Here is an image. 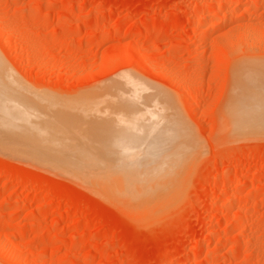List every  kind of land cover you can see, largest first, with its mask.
Wrapping results in <instances>:
<instances>
[{
  "label": "rangeland",
  "instance_id": "374dc122",
  "mask_svg": "<svg viewBox=\"0 0 264 264\" xmlns=\"http://www.w3.org/2000/svg\"><path fill=\"white\" fill-rule=\"evenodd\" d=\"M114 88L153 95L157 163L107 146L126 131L108 119ZM260 93L264 0H0V264H264V133L245 129ZM44 140L66 161L29 149ZM154 167L175 174L169 200L94 187Z\"/></svg>",
  "mask_w": 264,
  "mask_h": 264
},
{
  "label": "bare ground",
  "instance_id": "6f19581e",
  "mask_svg": "<svg viewBox=\"0 0 264 264\" xmlns=\"http://www.w3.org/2000/svg\"><path fill=\"white\" fill-rule=\"evenodd\" d=\"M77 22V21H76ZM218 24H219V19L217 18V17H215L214 19H212V22L209 24L210 26L209 27H216V26H218ZM126 83H127V86L128 85H130V87L131 88H133V89H137L138 88V86H139V83L136 81V80H134L132 77H126ZM141 85V84H140ZM116 90V92H115V94H111V95H113V97L111 98L112 100H114V98H116V101H115V104H113L112 103V105H115V107L114 106H112V108H114L113 110H109L108 112L109 113H111L110 115H108V119H109V121L110 122H112V124H114V128H117V130H126V131H119V134L121 135L122 133L121 132H123V134L121 135L122 137L120 138V137H114V139H113V141H112V139H111V141H112V143H110V144H108V143H106L107 144V146H109V145H111L112 146V144H113V146L114 147H118V148H114L113 146V149H115V150H119L118 152L116 151L115 153L118 155H116L115 153H112L113 155H115V157L116 158H123L124 159V157H127L128 156V154H130L131 153V151L132 150H135V149H133V148H140V150H146V152H147V157L149 158L150 157V155H148L149 153L150 154H152V152L151 151H153V153L154 154H156V153H159L160 151H156V150H161L162 151V149H159V147H161L164 143H161V141L163 142L164 140H165V138L163 137L164 136V134H166L165 132H163V136L162 137H160L161 135H160V133H162V132H159V130H156V132H155V128H158V129H160L161 130V127H162V124H163V126L165 125V121L163 122V123H161L163 120H161V117L159 118L158 116V118L157 117H154L153 116V114H151V113H149L148 112V109H147V107H148V105H149V102H152L153 100L152 99H154L153 98V95L151 96V98H149V100L148 99H146L145 97H143V98H141V101H134V100H125V98L120 94V93H118L119 92V90L116 88H114V90L113 91H115ZM137 91V90H136ZM252 97V99H251V101H253V106H249V107H253L254 108V111H253V113H252V117L254 118V124H253V126H251L249 129L248 128H245V129H247L248 130V132H251V134L254 132H257V133H260V134H263L264 133V93H260V94H255V96L253 95V96H251ZM109 99V98H108ZM99 100V102H100V100L101 99H98ZM245 101H247V99L245 100ZM102 102V101H101ZM109 102V101H108ZM103 103V102H102ZM165 105H166V103H165ZM163 106V105H162ZM164 107V106H163ZM168 109H169V107H168V105L166 106ZM107 113V112H106ZM108 114V113H107ZM107 114H105V115H107ZM6 118H8V117H6ZM6 118H4L3 120H5ZM20 119V117H18V116H14V117H11L10 119H9V121L10 120H12V122L13 121H18ZM108 119H107V121H108ZM106 120V119H105ZM4 122V121H3ZM109 122V123H110ZM7 123H9V122H7ZM14 123V122H13ZM104 123V122H103ZM160 123H161V127L159 126L160 125ZM12 125V124H11ZM10 126V125H9ZM28 126V125H27ZM26 126V127H27ZM34 126V125H33ZM36 126V125H35ZM34 126V127H35ZM11 127V126H10ZM24 127L25 126H23L22 127V130L24 129ZM25 127V128H26ZM29 127V126H28ZM30 127H31V125H30ZM30 127H29V129H30ZM33 127V128H34ZM7 126H5V131L7 130ZM40 128H42V127H40ZM40 128H38L39 130H40ZM111 128V127H110ZM10 129V128H9ZM47 129V128H46ZM116 130V129H115ZM165 130H166V128H165ZM26 131V130H25ZM30 131V133L32 132V135H34L33 133H36L37 132V129L35 130H29ZM44 131V130H43ZM106 131V130H105ZM111 131V130H110ZM157 131H158V133H157ZM47 132V131H46ZM50 132V131H49ZM103 132V131H102ZM116 132V131H115ZM157 133L158 135H157V137H155L154 135H156L155 133ZM167 132H169V131H167ZM29 133V134H30ZM107 133V132H106ZM154 133V134H153ZM42 134V133H41ZM117 134V133H116ZM175 134V133H174ZM173 134V135H174ZM24 135V134H23ZM36 136H38L37 135V133L35 134ZM44 135H46V134H44ZM105 135V134H104ZM110 135V134H109ZM169 135V134H168ZM167 135V136H168ZM166 136V137H167ZM175 136V135H174ZM46 137V136H45ZM48 137V136H47ZM56 137V136H55ZM112 137H113V135H112ZM170 137H173L172 135H170ZM169 137V138H170ZM60 138V137H59ZM119 138V139H118ZM140 138V140H143L142 142L140 141V144H139V142L137 141L138 139ZM168 138V139H169ZM44 139H46V138H44ZM51 139V138H50ZM62 139V138H61ZM103 139V138H102ZM173 139H175V138H173ZM64 140V139H63ZM53 141H55V140H52V142ZM110 141V142H111ZM171 141H172V138H171ZM52 142L50 143V141L48 142H45V140H44V145L46 146V148L44 147V145L42 144H38V143H31V144H29V149H34L35 148V152L34 153H38V151H39V149H40V151L42 152V151H44V153H45V151H46V155L45 156H48V157H46V159H49L50 157H53L54 155L50 152V151H54V150H56V149H58V148H60V147H62V146H59V144H58V148H55L56 146H54V148H52V146L54 145H51L52 144ZM55 142H57V141H55ZM147 142V143H146ZM168 142H170V140L168 141ZM174 142V141H173ZM172 142V143H173ZM63 143V142H62ZM138 143V144H137ZM165 143H167V141L165 142ZM171 143V144H172ZM174 143H176V142H174ZM173 143V144H174ZM56 144V143H55ZM64 144V143H63ZM145 144V145H144ZM162 144V145H161ZM172 144V145H173ZM169 145V144H168ZM42 146V147H41ZM49 148H48V147ZM104 146H106V145H104ZM111 146H109V147H111ZM165 146V145H164ZM174 146V145H173ZM176 146H178V144L176 145ZM176 146H174L175 148H176ZM32 147V148H31ZM37 147H40L39 149L37 148ZM63 147H67L66 145H63ZM63 147H62V149H63ZM111 147V148H112ZM157 147V148H156ZM167 147V146H166ZM170 148H171V146H169ZM179 147V146H178ZM180 147H181V145H180ZM264 147V146H263ZM38 149V151H36L37 149ZM101 148H102V150H103V147L101 146ZM142 148V149H141ZM173 148V147H172ZM171 148V149H172ZM47 149H48V151L49 152H47ZM52 149V150H51ZM61 149V148H60ZM67 150H69V148H66ZM108 149V147L106 148V150ZM149 149V150H148ZM167 148H165L164 147V151L166 150ZM171 149H170V151H171ZM182 149V148H181ZM71 150H72V148H71ZM112 150V149H111ZM169 150V149H168ZM177 150V149H176ZM33 150H31V152H32ZM39 151V152H40ZM57 151H58V153H57ZM57 151H54V153L57 155L56 157H59V156H61L62 154H61V152H60V150H57ZM62 151V150H61ZM66 151V150H65ZM70 151V150H69ZM74 151V150H73ZM79 151V150H78ZM100 151V150H99ZM130 151V153H127V152H129ZM139 151V150H138ZM164 151H162L161 152V154L162 153H164ZM167 151V150H166ZM263 151V150H262ZM103 152H105V148H104V151ZM103 152L101 151V153L103 154ZM108 152H110V151H108ZM137 152V151H136ZM173 152H175V151H173ZM43 153V152H42ZM64 153V152H63ZM66 154H67V151L65 152ZM74 153V152H73ZM138 153V152H137ZM141 153H142V151H141ZM177 153V152H176ZM32 154H33V152H32ZM32 154H30V155H32ZM48 154H52V156H50V155H48ZM61 154V155H60ZM69 154V153H68ZM67 154V155H68ZM111 154V155H112ZM119 154H123L122 156H120L119 157ZM140 154V153H139ZM138 154V155H139ZM154 154H152V155H154ZM42 155H44V154H42ZM107 155H109V154H106L105 156L106 157H108ZM110 155V156H111ZM125 155V156H124ZM127 155V156H126ZM132 155H134V154H132ZM137 155V156H138ZM145 155H143L144 157H145ZM151 155V156H152ZM178 155H179V153H178ZM75 156H77L78 157V155H75ZM103 156V155H102ZM142 156V154H140V156H138V157H141ZM172 156V155H171ZM44 156H42V158H43ZM62 157V158H61ZM60 158H56L57 159V162H58V159H59V161H60V159H61V161L60 162H62L63 160H65V159H63V157H65L64 156V154L61 156ZM70 155H69V157H67L68 159H70ZM76 157V158H77ZM105 157V158H106ZM131 157H133V156H131ZM130 157V158H131ZM161 157V156H160ZM167 157V156H166ZM165 157V158H166ZM98 158V157H97ZM102 158H104V157H102ZM112 158H114V157H111V162H114L115 164L117 163V165H119V161H120V165H119V167H120V169L121 168H125V166L126 165H123L124 164V162L122 161L121 162V160H123V159H119V161L118 160H116L115 161V159H114V161H112ZM130 158H127L128 160L130 159ZM135 157H133V158H131V159H134ZM157 158H158V156H156V161H160L159 159L160 158H158V160H157ZM163 158V157H162ZM161 158V159H162ZM165 158H163V159H165ZM37 159H38V157H37ZM41 159V158H40ZM44 159H45V157H44ZM45 159V160H46ZM55 159V157H53L52 158V160H54ZM55 159V160H56ZM77 159H79V158H77ZM82 159V158H81ZM100 159H101V157H100ZM107 159H110V158H107ZM142 159V158H141ZM141 159H139V165L141 166L142 165V163L140 162V160ZM150 160H147L146 159V161H148V164L152 161V163L154 164V163H157L156 161L154 162V160H155V158L153 159V157H150L149 158ZM153 159V160H152ZM163 159H162V161H163ZM44 160V161H45ZM52 160H50L49 159V162L50 163H48V164H54V166H55V164H57V163H53L54 161H52ZM71 160L72 159H70V163H71ZM83 160H85V159H83ZM87 160V159H86ZM93 160V159H92ZM99 160V159H98ZM138 160V159H137ZM143 160V159H142ZM145 160V159H144ZM143 160V161H144ZM52 161V162H51ZM66 161V160H65ZM64 161V162H65ZM88 161V160H87ZM104 162H105V160H103ZM135 161V160H134ZM150 161V162H149ZM166 161V160H165ZM170 161V160H169ZM63 162V163H64ZM67 162H68V160H67ZM84 162V161H83ZM86 162V161H85ZM89 162V161H88ZM87 162V163H88ZM92 162H96V159H94ZM107 162H109V161H107ZM126 162V164L127 163H129V161L127 162V161H125ZM136 163L138 162V161H135ZM171 162V161H170ZM72 163H73V160H72ZM74 163H75V161H74ZM80 163V162H79ZM98 163V162H97ZM101 163V162H100ZM106 163V162H105ZM121 163H122V165H121ZM141 163V164H140ZM161 163V162H160ZM159 163V164H160ZM169 163V162H168ZM175 163V162H174ZM78 164V163H77ZM80 164H82V162L80 163ZM79 164V165H80ZM114 164V165H115ZM130 164V163H129ZM133 166H134V164L133 163H131ZM144 164H146V163H144ZM147 164V165H148ZM151 164V163H150ZM149 164V165H150ZM152 164V165H153ZM162 164H163V162H162ZM172 164H173V162H172ZM171 164V165H172ZM65 165H67V163L65 164ZM69 166H70V164H68ZM67 165V166H68ZM76 165V164H75ZM78 165V166H79ZM83 165V164H82ZM81 165V166H82ZM89 165H90V163H89ZM94 165V164H93ZM108 165V164H107ZM107 165H106V167H107ZM112 165V164H111ZM136 165V164H135ZM138 165V163H137V166H139ZM148 165V166H149ZM167 165V164H166ZM49 166H51V165H49ZM54 166H52V167H54ZM58 166V165H57ZM81 166H80V168H81ZM84 166V165H83ZM82 166V167H83ZM88 166V165H87ZM98 166H100V165H98ZM113 166V165H112ZM128 166H130V165H128ZM144 165H142V167H143ZM146 166V165H145ZM148 166H146V167H144V169H145V171H146V169H147V167ZM155 166V165H154ZM164 166V165H163ZM58 167H60V165L58 166ZM73 167H74V165H73ZM86 167V166H85ZM91 167H92V164H91ZM96 168H97V165L95 166ZM101 167H102V165H101ZM110 167V166H109ZM150 168H152L151 166H149ZM156 167V166H155ZM155 167L153 168L154 170H155ZM158 167V166H157ZM165 168H167L166 166H164ZM163 167V168H164ZM169 167V166H168ZM172 166H170V168H171ZM57 168V167H56ZM60 168H62V165H61V167ZM79 168V167H78ZM84 168V167H83ZM93 168H94V166H93ZM108 168V167H107ZM106 168V169H107ZM137 168V167H136ZM149 168V171H151V172H149L148 174L146 173V174H144L143 172H142V169H141V172H140V175H136V176H132L131 174L129 175V174H120V175H114V173H113V175H105V173H108V172H104V175H99V174H97V175H95L94 177H95V180L97 181V182H95L94 183V178L93 179H90L89 178V180H91L90 182H92V180H93V183L95 184V186L94 187H96V185L98 186L97 188H99V191H100V189H101V194H103V192L104 193H106V195H108L109 197H114L115 199L116 198H118V199H121L122 200V203H123V201H125V202H130L131 200H133V199H135L138 195H146L147 196V200H148V202L149 203H152L153 202V204H154V202L155 201H157V200H159V199H162V200H167L168 199V197L166 196V193H165V189H167V187H165L167 184H172V183H174L175 182V174L173 173V176H172V173L170 174L171 175V177L170 176H168V177H166V174L164 175L163 174V170L161 169V170H158L157 169V171L155 172H153L152 170L153 169H150ZM175 168V166L173 165V169ZM87 170H89L88 168H86ZM101 170L103 169V168H100ZM109 169V168H108ZM118 169V168H117ZM128 169V168H127ZM131 169V168H130ZM133 169V168H132ZM140 169V168H139ZM62 170V169H61ZM75 170H77V168L75 169ZM74 170V171H75ZM94 170V169H93ZM92 170V171H93ZM99 170V169H98ZM111 170V169H110ZM116 170V169H115ZM134 170V169H133ZM133 170H131L132 172H134ZM174 170H176V168L174 169ZM70 171H72V169L70 168ZM79 171H83V170H79ZM91 171V172H92ZM107 171V170H106ZM114 171V169L113 170H111V174H112V172ZM128 171V170H127ZM162 171V172H161ZM169 171H171V170H169ZM179 171V170H178ZM78 172V171H77ZM76 172V173H77ZM85 172V171H84ZM91 172H89V173H91ZM98 172V171H97ZM115 172V171H114ZM125 172V171H124ZM130 172V171H129ZM138 172H139V170H138ZM159 172H161L160 174H159ZM171 172H174L173 170L171 171ZM74 173V172H73ZM79 173V172H78ZM89 173L88 174H86L87 175V177H88V175H89ZM100 173H102V172H100ZM116 173V172H115ZM121 173V172H120ZM123 173V172H122ZM165 173H166V170H165ZM176 173V172H175ZM72 174V173H71ZM81 173H79V175H80ZM95 174V173H94ZM118 174V173H117ZM138 174V173H137ZM168 174V173H167ZM75 175V174H74ZM78 175V176H79ZM92 175V174H91ZM75 177V176H74ZM80 177H82V175L80 176ZM80 177H78V178H80ZM84 177V176H83ZM92 177V176H91ZM77 178V177H76ZM76 178H74V179H76ZM85 178V177H84ZM87 179V178H86ZM85 179V180H86ZM88 180V179H87ZM83 181V183L84 182H87V181H84V180H82ZM82 181H81V183H82ZM89 183V182H88ZM87 183V184H88ZM178 183V182H177ZM86 184V185H87ZM89 186V185H88ZM172 189V188H171ZM98 190V189H97ZM103 190V191H102ZM169 190H170V188H169ZM98 191V192H99ZM174 191V190H173ZM100 193V192H99ZM174 193V192H173ZM104 196H106L105 194H103ZM169 195V194H168ZM170 196V195H169ZM120 197V198H119ZM171 197V196H170ZM117 199V200H118ZM175 199V198H174ZM112 200V199H111ZM145 200V199H144ZM169 200V199H168ZM43 201V200H42ZM44 202V201H43ZM142 202V201H141ZM162 203H164V202H162ZM43 204V203H42ZM141 204V203H140ZM44 205V204H43ZM145 205V204H144ZM148 205V204H147ZM147 205H145V208L147 209ZM152 205V204H151ZM141 206V205H140ZM150 206V205H149ZM148 206V209L150 208ZM19 209V208H18ZM133 209H134V207H133ZM145 209V210H146ZM162 209V208H161ZM150 210V209H149ZM152 210H154L153 209V207L151 206V210L149 211V212H151ZM147 212V214L149 213L148 212V210L146 211ZM151 214V213H150ZM142 216V215H141ZM87 256V255H86Z\"/></svg>",
  "mask_w": 264,
  "mask_h": 264
}]
</instances>
